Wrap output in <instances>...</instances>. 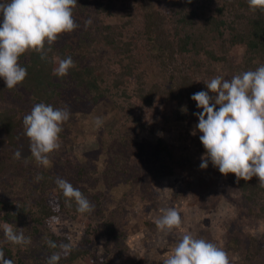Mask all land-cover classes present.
<instances>
[{"label": "trees", "instance_id": "1", "mask_svg": "<svg viewBox=\"0 0 264 264\" xmlns=\"http://www.w3.org/2000/svg\"><path fill=\"white\" fill-rule=\"evenodd\" d=\"M158 1L77 0L73 18L79 27L71 33L61 34L51 45L46 59H41L35 51L21 55L19 63L28 74L16 87L7 88L0 78V249L14 264H47L52 253L61 251L59 247H49L48 241L72 245L71 252L66 257L62 255L58 264H112L109 260L112 242L109 240L114 239L116 247L119 241L112 221L106 219L93 202L92 187L95 182L99 183V177L91 178L94 175L85 154L81 160L67 149L68 137L63 130L61 146L50 154L47 167L35 163L28 137L26 156L12 162V156L22 142L19 129L23 126V115L29 114L35 104L45 103L55 108L58 106L56 100L61 104V91L68 85L89 93L88 98L95 103L102 94L104 83L107 84L106 79L99 77L102 70H115L130 76L129 65L140 67L137 76L140 84L135 87V82H129L123 88L116 82L113 84L120 92H131L128 103L136 100L131 108L141 111L152 104V97L158 90H155L156 84L149 86L150 95L141 93L144 86L141 74L145 71L144 76L150 66L153 68V64H158L169 70L173 81L166 91L169 98L175 99H172L175 107L170 113L178 120H185L189 117L188 109L196 106L191 96L202 90L208 91L204 81L216 75L230 79L237 74V68L243 73L264 65V10L253 11L247 0H191L190 3L189 0H165L169 5L164 12L157 6ZM89 20L91 24L86 23ZM238 49L243 56L232 60L233 52L235 54ZM69 56L75 66L66 76H55L53 70L59 60ZM187 64L191 68H183ZM193 68L196 75L191 72ZM185 79L189 81L188 86ZM100 139L109 146L105 137ZM173 146L169 144L163 150L161 167L178 172L179 166L184 164L183 169H187L189 165L181 161V153L173 152ZM113 148L109 146L110 153H114ZM54 164L63 168L57 170L52 167ZM37 176L43 178L37 181ZM57 178L78 188L94 205V210L83 214L77 212L74 200L70 204L66 202L67 198L56 183ZM239 184L251 203L244 217L264 225V187L259 185L256 177L249 181L241 179ZM93 215L100 217L102 222L92 224ZM62 216L71 223L84 226L80 235L69 233V228L63 233L54 230L52 225ZM6 223L14 229H23L31 244L21 246L7 242L3 233ZM102 233L111 237L104 241L103 252L98 255L94 241ZM242 263L264 264V229L260 238L247 235Z\"/></svg>", "mask_w": 264, "mask_h": 264}, {"label": "rangeland", "instance_id": "2", "mask_svg": "<svg viewBox=\"0 0 264 264\" xmlns=\"http://www.w3.org/2000/svg\"><path fill=\"white\" fill-rule=\"evenodd\" d=\"M166 5L169 3L165 0L157 2L164 12L168 8ZM0 19L2 21V16ZM234 52L232 60L243 56L240 49ZM128 67L132 69L130 76L115 70H102L99 77L106 79L107 84L104 83L102 94L95 103L88 98L89 93H82L69 85L61 91V104L56 100L58 106L55 108L67 107L71 113L69 120L62 125L68 137L65 146L81 160L84 154L88 157L94 175L91 178L99 177V183L95 182L92 187L93 202L104 217L112 221L113 230L119 235L117 247L109 234L97 236L94 241L96 254H102L104 241L108 238L112 242L109 255L112 264H163L182 235L190 232L196 238L206 239L223 248L232 264H243L247 235L260 238L264 225L256 219L244 217L251 203H248L249 199L236 176L221 174L210 161L206 169L199 167L205 154L199 139L202 133L197 130L193 136L191 132L198 124L194 113L202 109L194 106L188 109V119L174 118L170 113L175 107L174 98H169L166 92L173 85L169 70L163 65L153 64L144 76L145 71L141 74L144 86L140 92L150 95L149 86L158 84L156 95L151 94L153 101L150 106L134 111L131 107L137 103L136 100L127 101L131 92H120L113 84L116 82L122 88L129 82H135V87L140 84L137 79L140 67ZM183 68L191 66L187 64ZM191 72L196 75L194 68ZM241 72V69H236L237 74ZM178 82L181 83V79ZM185 82L188 86L189 81L185 79ZM97 117L103 121L99 128L95 125ZM19 131L22 137L19 151L23 159L28 138L24 126ZM101 137H105L110 148L114 146V153L109 152V146L103 144ZM169 144L174 145L173 152L181 153V161L189 165L187 169H183L184 164L179 166L178 172H169L161 167L160 157ZM12 162H18L14 155ZM52 167L57 170L63 168L55 164ZM167 207L179 211L182 225L164 233L157 229L154 221ZM91 222L102 220L93 215ZM52 227L60 233L69 228V233L74 236L80 235L84 228L71 223L65 216ZM120 247L123 248L121 251Z\"/></svg>", "mask_w": 264, "mask_h": 264}, {"label": "clouds", "instance_id": "3", "mask_svg": "<svg viewBox=\"0 0 264 264\" xmlns=\"http://www.w3.org/2000/svg\"><path fill=\"white\" fill-rule=\"evenodd\" d=\"M191 0H189V3ZM253 11L264 10V0H247ZM77 0H8L0 2V78L7 88L12 89L22 83L27 69L19 63L21 55L28 51L47 58L51 45L63 33H71L79 27L73 18ZM91 24V20L86 22ZM46 45L48 46L46 48ZM75 66L72 57L60 59L53 74L64 77ZM208 91H199L191 96L198 109L194 113L198 124L191 132L198 130L199 139L205 154L201 157V169L208 167L209 161L223 175L235 174L239 180L249 181L258 178L264 187V65L255 70L233 75L230 79L216 75L204 81ZM211 93V95L209 94ZM70 111L54 108L50 104L37 103L29 114L23 117L25 135L30 140V152L38 165L47 167L50 154L60 148L62 125L70 118ZM100 117L95 119L97 128L102 126ZM15 159L21 152L14 153ZM42 176H37L39 181ZM58 187L67 198L77 205V212L91 213L94 205L70 182L57 178ZM167 189V188H165ZM155 219L159 231L167 233L179 229L182 218L174 207L161 210ZM5 240L15 245H29L21 228L14 229L10 224L3 226ZM49 247H59L61 251L52 253L47 264H58L62 255L66 257L72 250L71 243L57 245L48 241ZM0 264H14L0 249ZM163 264H232L228 253L216 244L203 238H196L185 232Z\"/></svg>", "mask_w": 264, "mask_h": 264}]
</instances>
